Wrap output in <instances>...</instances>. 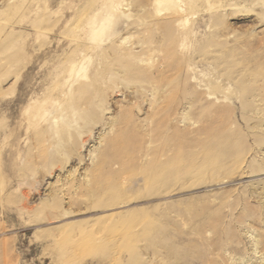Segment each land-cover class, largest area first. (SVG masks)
<instances>
[{
	"label": "rangeland",
	"instance_id": "374dc122",
	"mask_svg": "<svg viewBox=\"0 0 264 264\" xmlns=\"http://www.w3.org/2000/svg\"><path fill=\"white\" fill-rule=\"evenodd\" d=\"M263 187L264 0H0V264H208Z\"/></svg>",
	"mask_w": 264,
	"mask_h": 264
},
{
	"label": "bare ground",
	"instance_id": "6f19581e",
	"mask_svg": "<svg viewBox=\"0 0 264 264\" xmlns=\"http://www.w3.org/2000/svg\"><path fill=\"white\" fill-rule=\"evenodd\" d=\"M204 123V122H203ZM206 128V126H203ZM202 134L206 135V136H209L211 140L214 139V134L213 132L206 130L203 128V131H202ZM234 135V134H233ZM230 137V136H229ZM232 137V136H231ZM230 137V138H231ZM229 138V140H230ZM234 138V137H233ZM232 138V139H233ZM228 140V139H227ZM257 141V145L261 146L263 143H261L260 139H256ZM206 143V142H204ZM230 143V142H229ZM233 143V142H232ZM222 144L224 145L225 143L222 142ZM227 144V142H226ZM113 146L115 148V153H114V156L115 158L117 159L118 163L120 164L121 166V170H124V169H128V166H129V163H130V160L132 158V155L131 153L128 151V149L126 148V146L123 144V143H119V142H114L113 143ZM222 147V145H221ZM231 146L230 145H226L224 148L225 150L227 151L228 148H230ZM224 150V149H223ZM224 150V151H225ZM212 151V150H211ZM230 153V151H229ZM140 154V153H139ZM204 154V153H203ZM225 154V153H224ZM228 154V153H226ZM209 155V154H208ZM114 156H113V160H114ZM149 157V156H148ZM165 157V156H164ZM207 159V158H205ZM208 160V159H207ZM206 160V161H207ZM220 160V159H219ZM112 162V161H111ZM110 162V163H111ZM105 163V162H104ZM114 163V162H113ZM204 163V162H203ZM228 163V162H227ZM112 164V163H111ZM226 165V164H224ZM212 167L215 166V162L213 161L212 164H211ZM218 166H220L218 164ZM248 167V166H247ZM249 168V167H248ZM251 168V167H250ZM253 168V167H252ZM251 168V169H252ZM158 169V168H157ZM95 170V169H94ZM161 170V169H160ZM158 171V170H157ZM156 172V171H155ZM228 173V172H227ZM227 176V175H226ZM232 177V176H231ZM228 179V178H227ZM237 179V178H236ZM233 180V179H232ZM256 194L257 192L254 191L252 193V196L256 197ZM257 197L258 198H262L264 199V187H263V192L257 194ZM249 196H248V199H242L240 202H233L232 204H228L227 207H229V211H230V216H232V218L230 220H227V225H229V228H231L229 232H226L225 230H223L222 234L220 236V238L218 239L219 241L215 242L214 241V237H205V241L207 243H209V245L212 246L211 250H207L205 251L207 253V257L208 256H211V260H208V264H221L220 262L217 261V259L214 258V256L216 258H219L221 256V253H220V250H223L224 248L225 249H228L230 251V253L234 254L233 256V259L236 258L237 255L239 254H244V252H246V250L241 246V240H240V235L234 230L235 228H238L239 226H244V228H247L248 231H253L254 232H257L258 235H256L254 237V246L256 247V249L254 250L255 253H258V252H261V250H264L262 249L264 247V231L262 233H260V231L262 230V225L260 223V218L258 217L259 215L262 216L264 219V202L259 205L258 208H254V207H251L250 204V200H249ZM226 199H224L225 201ZM236 200V199H235ZM222 203H214V202H211L209 205H206L204 206L202 209H201V212L198 213V217H199V227L197 228V230L199 228H201L202 226L203 227H206L208 226V230L207 233L209 232L210 234L212 235H217L219 231V227H220V224H222L225 220V218H220V212L219 210L222 209ZM221 208V209H220ZM242 209V212H237L236 214L234 213L235 211H239L238 210ZM253 212H256L257 215L259 213V215L257 216L255 214L256 217H253L252 216V213ZM223 217H225V214L223 215ZM228 217V216H226ZM225 224V222H224ZM201 226V227H200ZM222 230V229H221ZM197 232V231H196ZM201 232V231H200ZM189 233V232H188ZM192 232H190L191 234ZM221 233V232H220ZM197 234V233H196ZM230 238H229V237ZM257 236H259V238H257ZM229 238V239H228ZM257 238V239H256ZM224 239V240H223ZM202 240V239H201ZM223 240V241H222ZM230 240H232L233 242H236V246H233L231 245V248H229L230 246ZM239 240V241H238ZM221 242V243H220ZM238 242V243H237ZM203 251V250H202ZM201 252V251H200ZM222 252V251H221ZM192 251L188 249V253L187 254H191ZM231 254V255H232ZM202 258V257H201ZM207 263V262H206ZM244 263V260L241 261V264ZM204 264V263H203ZM245 264V263H244Z\"/></svg>",
	"mask_w": 264,
	"mask_h": 264
}]
</instances>
